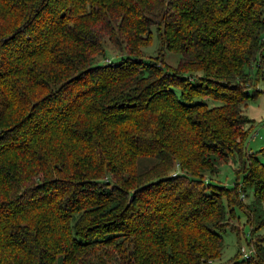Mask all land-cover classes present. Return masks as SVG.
Listing matches in <instances>:
<instances>
[{"label": "trees", "instance_id": "trees-1", "mask_svg": "<svg viewBox=\"0 0 264 264\" xmlns=\"http://www.w3.org/2000/svg\"><path fill=\"white\" fill-rule=\"evenodd\" d=\"M263 5L0 0V264H219L234 207L251 251L227 264H264ZM150 27L174 67L139 58Z\"/></svg>", "mask_w": 264, "mask_h": 264}, {"label": "rangeland", "instance_id": "rangeland-1", "mask_svg": "<svg viewBox=\"0 0 264 264\" xmlns=\"http://www.w3.org/2000/svg\"><path fill=\"white\" fill-rule=\"evenodd\" d=\"M264 6V5H263ZM150 39L149 42L140 47L139 58L147 60L150 58H159L160 63L167 66L174 67L176 65L178 55L169 51L161 50L160 55L158 54L160 49L159 38L153 27L149 28ZM105 56L106 58L112 57L111 47L105 44ZM158 54V55H157ZM156 58V59H157ZM257 60V59H256ZM103 61L106 59L103 58ZM251 72L254 74V65L251 63ZM253 79H255L253 77ZM257 91L256 95L246 104L244 113L252 123L251 130L247 133L244 139L246 151L254 152L264 146V65L260 69V76L251 87ZM252 89H249L251 92ZM151 157L147 155H139L136 158L137 169H143L146 164H149ZM234 160H228L225 163L218 165L216 173L211 177V181L231 185L235 179V171L233 168L237 166ZM249 195L241 197L242 203H247ZM228 224H231L233 228H237V233L231 230L228 226H225L221 232L222 238V250L218 259L219 264H227L234 261L235 258L239 259L238 255L241 248H245V239L247 238L249 226L245 223L243 213L236 207L232 210V219H228ZM259 235L264 234V227L260 228L257 232ZM118 264V262L114 263Z\"/></svg>", "mask_w": 264, "mask_h": 264}, {"label": "built area", "instance_id": "built-area-1", "mask_svg": "<svg viewBox=\"0 0 264 264\" xmlns=\"http://www.w3.org/2000/svg\"><path fill=\"white\" fill-rule=\"evenodd\" d=\"M251 251V248H247L246 250H243L242 248L239 250L241 257H246L249 252Z\"/></svg>", "mask_w": 264, "mask_h": 264}]
</instances>
